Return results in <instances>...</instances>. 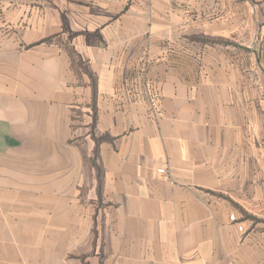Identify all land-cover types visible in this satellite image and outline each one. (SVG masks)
<instances>
[{
    "label": "crops",
    "instance_id": "0c3cea01",
    "mask_svg": "<svg viewBox=\"0 0 264 264\" xmlns=\"http://www.w3.org/2000/svg\"><path fill=\"white\" fill-rule=\"evenodd\" d=\"M253 4L0 0V264H264Z\"/></svg>",
    "mask_w": 264,
    "mask_h": 264
},
{
    "label": "rangeland",
    "instance_id": "374dc122",
    "mask_svg": "<svg viewBox=\"0 0 264 264\" xmlns=\"http://www.w3.org/2000/svg\"><path fill=\"white\" fill-rule=\"evenodd\" d=\"M243 2L244 1H249V3L251 4V6H254L253 2L254 0H242ZM264 1V0H263ZM246 7V4H242V8H245ZM250 7V6H249ZM248 16L251 17L250 19H247V18H243L242 20V27H245V28H255V27H260L263 23V17L260 19H256L255 15L251 12V7L248 9ZM249 38H252L250 37L249 35H243L241 37V43H244L246 42ZM246 40V41H245ZM264 40L261 42L263 43Z\"/></svg>",
    "mask_w": 264,
    "mask_h": 264
},
{
    "label": "trees",
    "instance_id": "16d2710c",
    "mask_svg": "<svg viewBox=\"0 0 264 264\" xmlns=\"http://www.w3.org/2000/svg\"><path fill=\"white\" fill-rule=\"evenodd\" d=\"M51 38H52V37H48V38H46L45 40H46V41H50ZM70 53H71L72 55L76 56V58H78V61H80V57H79V55H76L72 50L70 51ZM83 70L87 72V68H86L85 66L83 67ZM100 139H105V137H103V136L100 137V138H96V137H94V140H95L96 142L99 141ZM94 151H95V150H94Z\"/></svg>",
    "mask_w": 264,
    "mask_h": 264
},
{
    "label": "built area",
    "instance_id": "2783aa9c",
    "mask_svg": "<svg viewBox=\"0 0 264 264\" xmlns=\"http://www.w3.org/2000/svg\"><path fill=\"white\" fill-rule=\"evenodd\" d=\"M164 171V169H158V172H163ZM230 220H232V221H236V218H235V216L234 215H230ZM242 229H243V227L241 226V225H239L238 226V230H241L242 231Z\"/></svg>",
    "mask_w": 264,
    "mask_h": 264
}]
</instances>
